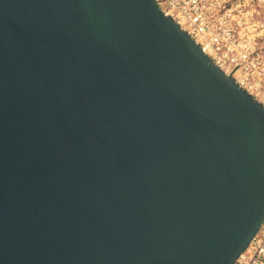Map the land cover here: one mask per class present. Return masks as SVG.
<instances>
[{"label": "water", "instance_id": "95a60500", "mask_svg": "<svg viewBox=\"0 0 264 264\" xmlns=\"http://www.w3.org/2000/svg\"><path fill=\"white\" fill-rule=\"evenodd\" d=\"M264 221V105L154 0H0V264H233Z\"/></svg>", "mask_w": 264, "mask_h": 264}, {"label": "built area", "instance_id": "2783aa9c", "mask_svg": "<svg viewBox=\"0 0 264 264\" xmlns=\"http://www.w3.org/2000/svg\"><path fill=\"white\" fill-rule=\"evenodd\" d=\"M264 105V0H154ZM233 264H264V221Z\"/></svg>", "mask_w": 264, "mask_h": 264}]
</instances>
